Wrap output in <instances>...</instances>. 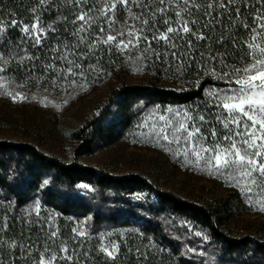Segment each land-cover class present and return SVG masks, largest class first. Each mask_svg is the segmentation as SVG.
<instances>
[{
	"label": "trees",
	"instance_id": "16d2710c",
	"mask_svg": "<svg viewBox=\"0 0 264 264\" xmlns=\"http://www.w3.org/2000/svg\"><path fill=\"white\" fill-rule=\"evenodd\" d=\"M35 6L34 0H0V20L5 24L12 19L31 24V8ZM71 12L68 7L43 17L45 25L52 24L58 29L51 43L76 42L69 35L73 25L60 19L63 15L70 16ZM125 13L121 9L116 15L121 20ZM220 32L218 28L212 33L210 41L195 42L191 58L183 63H175L168 49L166 61L163 56L159 58L163 64L156 72L167 75L175 84L178 82L179 88L158 87L154 82L120 85L112 89L108 97V104L115 110L110 123L102 121L110 114L108 110L73 131L74 139L87 151L109 136L113 125H127L133 115L149 105H193L204 100L205 86L215 83L210 74L212 70L223 69L224 63L228 67H238L251 61L246 56L242 60L244 53L233 48L227 40L224 45L216 43ZM21 35L19 28L8 27L3 38L5 47H16ZM231 35L238 37L240 43H256L242 27L228 28L225 36ZM158 46L166 48L162 43ZM88 51L87 48L82 50L83 53ZM46 52H38L43 56L41 63L51 60ZM217 53L226 54V61L205 62L204 58ZM106 55V51L96 52L88 59L96 57L99 66H104ZM78 61L82 63L83 60ZM80 184H88L91 191L78 187ZM35 201L41 203L40 215L49 212L53 216L61 238L68 242L69 248L76 249L74 255L82 264H264V242L249 237L234 238L221 228L227 210L225 200L205 207L154 188L138 173L117 177L76 160L65 163L46 156L30 143L0 140V221L5 215L8 218V229L0 235L9 244L15 240L18 248L28 243L38 248L44 242L45 234L39 231L42 232L40 227L45 221L40 222L42 218L34 214H24ZM77 220H85L86 240L73 239L72 229ZM105 229L118 232L116 240L120 251L115 261L99 251L98 235ZM121 231L123 236L119 234ZM197 231L201 234L197 235ZM18 248L4 245L0 248V257L9 258L10 264H15V257L20 255ZM136 249L141 255L148 253V259L141 261L139 256H134L132 252ZM19 264H24L23 258Z\"/></svg>",
	"mask_w": 264,
	"mask_h": 264
},
{
	"label": "snow or ice",
	"instance_id": "6c2138e0",
	"mask_svg": "<svg viewBox=\"0 0 264 264\" xmlns=\"http://www.w3.org/2000/svg\"><path fill=\"white\" fill-rule=\"evenodd\" d=\"M34 2L36 6L31 8L33 17L31 24L15 19L5 24L0 20V61H3L4 65L9 63L4 52L3 40L8 27L19 28L22 35L16 45L17 51L11 59L18 61L19 64H24L25 60L32 61L31 67L25 65L29 77L38 66L45 72L53 74L60 72L57 62L67 65L64 69L67 75L58 76V79L82 76L83 64L69 59V55L86 60L90 54L96 52L115 51L123 55L132 49H142L137 60L147 54H155L160 58V53L154 52L153 48L154 43L160 42L170 50L174 62L179 64L191 58V50L196 48L195 42L210 41L213 39L212 33L218 28L221 29L220 36L215 38V42L224 45L227 40L233 48L244 53L241 56L242 60L245 56L251 60V63L242 68H233L231 73H223L225 77L237 76V79L230 80L229 83H235L238 88L224 90L222 97L217 93H210L218 97L216 107H222L227 113V115L217 113L213 117L226 131L218 130L204 114L198 115L200 123L197 124L194 122L197 118L188 111H176L173 113L178 118L176 120L160 116V120L165 123L157 135L169 143L180 144L183 140L185 157L189 154L190 145L197 162L207 158L209 167H212V161H215V170L221 175L225 171L238 173L239 177L250 185L264 184V44L247 41L240 43L235 35L225 36L228 28L242 27L246 34H251L253 40L264 38V0H34ZM68 7L72 9L71 15L60 16V19L73 25L69 35L74 37L76 42L64 44L63 48L53 47L51 39L58 29L52 24L45 26L43 17L53 12L59 13ZM121 9L127 13V17L124 23L117 27L120 22L116 18V13ZM97 29L98 34L89 39ZM81 46L89 51L83 53ZM29 48L34 51L30 52ZM73 48L81 51L73 52ZM42 51L54 52L56 55L48 63H41L42 58L37 53ZM201 56L203 57V53ZM204 59L205 62L217 59L226 61L227 55L210 54ZM223 66L227 67V64L224 63ZM89 67L95 71V65ZM76 69L81 71L78 72ZM6 70V67L0 66V73ZM5 84L11 87L7 77L0 76V90L15 100L16 95L20 94L13 95L7 91ZM167 111L173 112L170 108ZM202 128L206 131H202ZM168 129H171L170 134ZM209 137H215L217 141L206 147L205 143ZM221 139L227 142L223 147L218 142ZM202 153L207 154V157H202ZM176 154L180 155L181 152L177 151ZM44 183L47 184L48 181ZM78 187L91 191L88 184H80ZM248 191H251V187ZM258 210L264 212V205ZM33 211L37 216L40 215L39 201L36 202ZM7 219L5 215L0 221V233H6ZM47 228L49 230L45 234L44 243L38 248L31 243L18 248L15 240L9 244L3 235H0V248L4 245L18 248L20 255L15 257V264H19L21 258L24 264H82L79 257L74 255L76 249L69 248L68 242L61 238L56 225L48 223ZM72 232L75 234L74 240L87 239L88 234L82 225L73 228ZM99 251L115 261L120 246L112 241L105 244L101 240ZM132 254L139 256L141 261L148 259V253L141 255L139 249ZM0 264H10L9 258L0 257Z\"/></svg>",
	"mask_w": 264,
	"mask_h": 264
},
{
	"label": "rangeland",
	"instance_id": "374dc122",
	"mask_svg": "<svg viewBox=\"0 0 264 264\" xmlns=\"http://www.w3.org/2000/svg\"><path fill=\"white\" fill-rule=\"evenodd\" d=\"M126 17L127 13L121 20L116 15L120 22L117 27L124 23ZM97 34L98 29L89 39ZM161 43L163 44V42L154 43L153 48L154 52L160 53V57L163 56L165 60L167 49L160 48L158 45ZM52 44L53 47L63 48L67 42ZM255 44H264V38L256 40ZM81 48L83 50L85 47L81 46ZM16 51V47L7 45L4 52L9 63L4 65L3 61H0V66L7 69L0 73V76L7 77L11 82V87L5 84V88L13 95L20 94L13 100L11 96L3 94V90H0V140L18 144L30 143L46 156L65 163L76 160L81 165L91 166L117 177L138 173L154 188L166 190L178 198L197 202L205 207H212L225 200L227 210L223 214L221 225L224 232L234 238L249 237L257 242H264V212L258 210L264 205V184L250 185L240 178L238 173L225 171L221 175L215 170V161H212V167H209L207 158L197 162L196 157L192 155L190 145L189 154L185 157L183 140L180 144L169 143L163 140L162 136L157 135L165 123L160 120V116L176 120L178 118L173 115L176 111H188L197 118L194 121L197 124L200 123L198 115L204 114L218 130L226 131L213 117L217 113L224 115L227 113L222 107H216L218 97L210 93H217L222 97L224 90L238 88L235 83H229L230 80L234 81L238 77L235 75L225 77L223 73H231L233 68H242L244 65L223 66L221 70H212L210 74L215 83L205 86L204 100L199 101L198 104L149 105L139 114L133 115L127 125H113L109 136L97 141L85 151L81 142L75 140L72 133L84 127L88 120L98 118L108 110H111L110 114L102 121L110 123L115 115L114 108L107 102L112 89L123 84L131 86L148 82H154L158 87L177 89L178 82L173 83L165 74L158 75L156 72L158 66L163 63L155 54H147L137 60L142 49H132L123 55L115 51L107 53L104 66H99L95 61L96 57H91L94 62L92 59L83 60V75L70 79L57 78L67 75L64 71L67 65L63 62H57L60 72L55 74L45 72L38 66L29 77L25 65L31 67L33 62L25 60L24 64H19L18 61L12 60L11 57ZM72 51L81 50L73 48ZM37 55L43 57L39 53ZM45 55H50L52 59L56 53L48 51ZM69 59L76 60L79 64L75 55H69ZM89 65H95V71ZM76 71L81 70L76 69ZM169 108L173 110L172 113L167 111ZM167 131L171 133V129ZM202 131L206 130L202 128ZM215 141L217 138L209 137L205 146L208 147ZM218 142L222 147L227 143L222 139ZM177 151L181 154L177 155ZM202 157H207V154L202 153ZM249 187H251L250 192ZM36 202L28 206L24 214L36 215L33 211ZM39 204L42 213L41 203ZM37 217L42 218L40 222L45 221L40 227L42 229L40 233H47L48 223L55 224L49 212L45 216L41 214ZM81 225L86 231L85 220H77L74 228H79ZM119 234L123 236L124 232L121 231ZM117 235L118 232L105 229L98 236L100 243L103 240L105 244L109 241L117 244Z\"/></svg>",
	"mask_w": 264,
	"mask_h": 264
}]
</instances>
